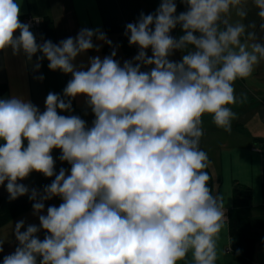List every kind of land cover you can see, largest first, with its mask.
I'll use <instances>...</instances> for the list:
<instances>
[{
    "label": "clouds",
    "instance_id": "1",
    "mask_svg": "<svg viewBox=\"0 0 264 264\" xmlns=\"http://www.w3.org/2000/svg\"><path fill=\"white\" fill-rule=\"evenodd\" d=\"M182 2L187 10L178 15L175 0H162L154 14L126 25L129 44L139 47L133 60L121 66L113 50L78 70V55L100 50L93 37L112 45L105 33L83 28L58 44L37 43L16 0H0V51H23L29 60L39 52L37 71L46 58L50 70L73 77L63 95L48 93L43 112L21 97L0 99V185L7 181L9 199L29 194L18 181L33 171L55 176L43 192L31 190L39 226L21 231L25 221L16 223L18 246L3 264H217L226 215L222 197L209 187L202 117L210 114L231 132L234 82L253 77L264 42L250 31L255 23L243 22L248 0ZM251 3L264 30V0ZM177 25L184 32L179 39L170 35ZM188 45L194 50L169 60ZM79 95L95 116L90 128L77 115L58 114L72 111L66 98ZM53 149L61 150L70 174L55 173ZM54 196L63 202L41 214Z\"/></svg>",
    "mask_w": 264,
    "mask_h": 264
},
{
    "label": "crops",
    "instance_id": "2",
    "mask_svg": "<svg viewBox=\"0 0 264 264\" xmlns=\"http://www.w3.org/2000/svg\"><path fill=\"white\" fill-rule=\"evenodd\" d=\"M161 2L162 0H16L20 6V19L31 17L42 22L44 19L51 20L56 32V44L68 37H75L83 28L92 30L99 28L103 33L107 28L124 29L129 22H136L141 13L154 14ZM175 3L177 15L187 10V4L182 0H175ZM247 6L250 10L251 0H248ZM230 19L234 22L239 18L233 12ZM243 22L245 23V20ZM42 25L31 30L37 43L45 41ZM194 34L199 35V33ZM15 35L18 36L19 32ZM170 35L179 39L184 32L181 26L177 25ZM106 36L112 42V51H116L114 59L119 61L121 66L125 61L133 60L138 54V52L131 56L125 54L119 34ZM93 43L99 45L100 50H88L78 55L73 61L78 70L81 66L83 70L90 67V57L99 56L102 60L108 56L104 51L108 46L107 43L96 40L95 37ZM193 50V45H188L183 50H175L169 60L179 62L184 54ZM146 52L148 56L152 55L150 48ZM39 55L41 53L38 52L29 60L23 51L18 55H13L11 48L0 51V99L21 97L30 100L43 112L49 92L63 95V89L73 78L72 75L60 70H50L46 58L41 61V67L37 71L34 65ZM263 66L264 61L255 69L253 77L237 79L234 82L236 103L230 107L236 113V118L232 121L231 132L218 128L213 123L212 116L205 114L202 117L204 134L200 141L201 149L208 154L211 162L206 170L211 176L209 187L214 194L222 197L225 210L233 208V189L238 183L251 188L253 193L250 204L243 210L244 214L262 218H264V102L258 93V87H260V70ZM152 67L154 66H142L141 71H150ZM41 75L44 77L42 81L36 78ZM2 87H5L6 91L2 92ZM66 99H71L72 111L58 109V114L77 115L86 121L87 127L90 128L95 116L87 103L88 98L79 95ZM3 143L4 141L0 140V145ZM24 146H27V140L24 141ZM51 154L55 160V173L59 174L60 169L64 168L66 174H70L71 165L59 159L61 150L53 149ZM54 179L55 176L45 177L42 173L33 171L25 179L18 181L30 190L29 194L19 197L29 198L32 189L43 192L44 187L50 185ZM6 184L7 181L4 185H0V197H9ZM62 202L59 196L46 200L41 214L46 215L49 206L59 207ZM21 220L25 221V227L21 231H25L28 225L39 226L38 215L34 214V210H28L0 227V240L3 241V252H0L2 257L14 252L18 246L14 229L16 223ZM37 235L43 240L45 231L41 230ZM217 264H240L231 254L228 220L218 242ZM252 264H264V246L257 247Z\"/></svg>",
    "mask_w": 264,
    "mask_h": 264
},
{
    "label": "trees",
    "instance_id": "3",
    "mask_svg": "<svg viewBox=\"0 0 264 264\" xmlns=\"http://www.w3.org/2000/svg\"><path fill=\"white\" fill-rule=\"evenodd\" d=\"M255 23L256 27L250 29L254 31L261 42H264V30L255 20V14L249 10L245 24ZM44 40H50L56 44V32L53 23L49 19L43 21ZM125 29L107 28L106 35L119 34L121 47L127 56L139 52L137 45H130ZM130 35V34H129ZM108 55L111 54V46L104 50ZM187 54V53H186ZM6 91L2 87V92ZM253 198L251 188L236 183L233 189V208L228 210V229L231 242V254L235 261L240 264H252L257 247L264 246V218L245 215L243 210L248 207ZM34 201L29 198L18 197L10 200L9 197H0V227L15 218L18 214L33 210ZM0 264H3V257L0 255Z\"/></svg>",
    "mask_w": 264,
    "mask_h": 264
},
{
    "label": "rangeland",
    "instance_id": "4",
    "mask_svg": "<svg viewBox=\"0 0 264 264\" xmlns=\"http://www.w3.org/2000/svg\"><path fill=\"white\" fill-rule=\"evenodd\" d=\"M250 10L255 14V20L256 22H258L259 24H261V21L259 19V17L256 15L257 13V9H255L254 6L250 7ZM260 78H259V82H260V87H258V93L262 96L261 99L264 102V66L263 68L260 70Z\"/></svg>",
    "mask_w": 264,
    "mask_h": 264
},
{
    "label": "built area",
    "instance_id": "5",
    "mask_svg": "<svg viewBox=\"0 0 264 264\" xmlns=\"http://www.w3.org/2000/svg\"><path fill=\"white\" fill-rule=\"evenodd\" d=\"M22 23L29 24L30 25V30L36 29L39 26L43 24V22L39 19L36 18H31V17H26L20 19ZM129 23H135V22H129ZM259 152V150H256ZM225 215H226V220H228V211L225 210Z\"/></svg>",
    "mask_w": 264,
    "mask_h": 264
}]
</instances>
